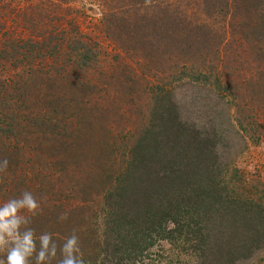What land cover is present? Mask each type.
<instances>
[{"label": "trees", "instance_id": "obj_1", "mask_svg": "<svg viewBox=\"0 0 264 264\" xmlns=\"http://www.w3.org/2000/svg\"><path fill=\"white\" fill-rule=\"evenodd\" d=\"M49 1L60 15L76 0ZM95 1L115 49L102 66L88 39L47 22L7 45L19 58L0 78V264H102L109 252L142 264L154 241L249 257L264 244V185L219 170V133L189 121L172 89L205 85L237 128L264 130V0ZM231 41L243 54H226ZM127 114L138 124L116 148L108 120Z\"/></svg>", "mask_w": 264, "mask_h": 264}, {"label": "rangeland", "instance_id": "obj_2", "mask_svg": "<svg viewBox=\"0 0 264 264\" xmlns=\"http://www.w3.org/2000/svg\"><path fill=\"white\" fill-rule=\"evenodd\" d=\"M54 4L55 3L49 0H0V78H4L3 76L10 73L9 64L16 65L19 58V56H17V60H15L9 57L8 54L10 52H6L10 47L7 46L8 43H20L27 38L36 36L46 22L48 23L46 26L47 29H58L59 27H63L65 31L71 30L79 34V37L88 39L92 43L94 51L97 54L96 66H102L115 52L113 45H111L98 30V22L103 10L100 3L95 0H76L68 5L60 4V11L58 12L60 15H55L56 10L53 9H56V7L52 6ZM53 16H57V19L49 21L48 19ZM23 17L36 20V23L31 27H22L20 23ZM236 51H238L239 54H243V52H240L238 49L237 42L231 41L230 48L225 52L227 55H230ZM241 72L243 71H240V73ZM172 99L178 102L180 108L186 109L184 114L186 115L187 113L190 115L189 121L196 122L198 126L216 128L221 137L217 143L219 152L217 151L218 156H216L219 170H225L224 166L235 167L248 181H253L260 185L258 187L260 190V187L262 188V185H264L263 128H257V125H252L250 129L244 132L241 131L234 124L233 110L227 100L225 101V99L214 95L205 85H201L200 87L194 85H175L172 89ZM193 100H202L203 108H197L195 105L192 106ZM98 103L103 104L104 102L99 100ZM137 120L138 118L134 114H131V117L127 114L121 121L113 115L109 118L108 122L111 126L110 128L117 137L116 148H121L123 142L127 139L130 140L128 131H131L134 125L138 124L136 123ZM257 122L258 121L254 122V124ZM251 136L254 138L257 137V140H251ZM213 159L214 158H210V160ZM28 177L29 176H27V179ZM18 181L20 185H27L29 187L23 174L19 177ZM7 196L0 197V210L1 208L10 206V201ZM100 199L104 202L102 198ZM22 205L28 204L22 203ZM18 208H21V206H18ZM220 221L221 222H218L216 218V220H212L208 224H211V228L214 231H221L220 228L225 230L226 226L223 219ZM93 222L99 228H103L104 221L101 218H96L95 216ZM218 237L220 242H226L227 240L225 238L226 236L218 235ZM0 241L3 242V237H0ZM216 244H218V242H216ZM223 247L225 248L224 245ZM223 252L220 254L210 253L206 255L203 260H200L198 258L200 253L197 254L198 252L192 249L189 242L180 244L178 242L167 243L165 241H154L152 246L149 247L146 255H142L144 256L142 264H217L216 261H218L219 264H230L232 257L227 261L229 256ZM213 255H215V257ZM113 256V253L111 254L109 252V255H107L105 259H102V264H130V262L115 261V257ZM212 257L214 258L212 259ZM263 257L264 244L253 250L249 257L240 259L234 264H258ZM132 264H140V262L137 260Z\"/></svg>", "mask_w": 264, "mask_h": 264}]
</instances>
